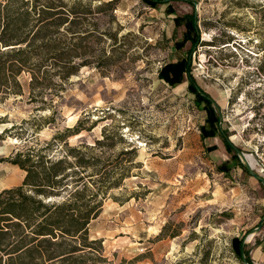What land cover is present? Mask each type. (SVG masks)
<instances>
[{"label":"rangeland","instance_id":"1","mask_svg":"<svg viewBox=\"0 0 264 264\" xmlns=\"http://www.w3.org/2000/svg\"><path fill=\"white\" fill-rule=\"evenodd\" d=\"M165 1L150 8L140 0H89L85 14H65L59 27L63 61L76 72L51 78L31 102L27 72L16 78L18 94L0 93V191L23 178L8 162L15 153L44 147L74 125L83 130L65 144L100 141L90 152L102 171L122 175L86 226L95 243L85 264H243L229 239L264 240V187L238 167L218 123L206 122L186 76L172 85L158 76L188 55L187 42L174 45L186 29L175 18L194 14L200 46L188 55L189 75L218 107L228 141L264 179V0ZM63 143L44 155L59 158Z\"/></svg>","mask_w":264,"mask_h":264},{"label":"trees","instance_id":"2","mask_svg":"<svg viewBox=\"0 0 264 264\" xmlns=\"http://www.w3.org/2000/svg\"><path fill=\"white\" fill-rule=\"evenodd\" d=\"M140 1L150 8L166 2ZM88 8L89 0L85 3L74 0L64 5H56L53 0H0V93L8 90L18 94L16 78L21 72H27L31 102L34 96H40V91L49 88L51 78L64 81L74 74L76 68L66 66L63 61L68 51L64 49L59 27L65 22V14L78 17ZM100 8H95L96 13ZM166 9L169 11L168 6ZM195 20L194 14L175 18L176 22H184L186 29L174 45L181 49L187 42L188 55L192 48L200 46ZM77 45L75 42L70 51ZM188 55L176 63L165 64L158 76L172 85L185 75L195 105L204 104L206 122L218 123L207 97L189 83L193 80L189 75ZM40 103L42 106L37 109L43 110L44 102ZM82 130L79 125L66 128L44 147L17 152L8 160L24 175L19 186L0 191V264H85L89 260L95 241H87L86 226L98 215L106 191L115 188L122 175L110 179L112 171H102L99 159L90 152L100 141H95L93 147L65 144L68 137ZM204 136L200 128V137ZM54 141L64 143L60 157L52 160L44 151ZM223 143L227 151H232L224 140ZM233 158L246 173L235 154ZM59 197L58 202L50 201ZM229 248L239 262L251 264L241 247V239L231 237Z\"/></svg>","mask_w":264,"mask_h":264},{"label":"water","instance_id":"3","mask_svg":"<svg viewBox=\"0 0 264 264\" xmlns=\"http://www.w3.org/2000/svg\"><path fill=\"white\" fill-rule=\"evenodd\" d=\"M189 83L195 88V90L197 92L200 93V91L198 90V88L195 86V84L189 80ZM208 102L211 104V106L214 108V110L216 111L217 114V118H218V133L220 135V137L229 145V147L231 148V150L233 151V153H235V155L237 156L239 162L244 166V169L246 171V173L252 178L254 179L257 183H259L260 185H262L264 187V179L259 177L258 175H256L253 171H252V167H250V165L248 164V162L246 161V157L244 154H242L238 149H236L226 138V136L223 134V132L221 131L220 127H219V121H220V112L218 107L210 100L208 99ZM264 219V215L262 217V220ZM244 241H241V247L243 246ZM243 260V259H242ZM243 264H246L243 260Z\"/></svg>","mask_w":264,"mask_h":264},{"label":"crops","instance_id":"4","mask_svg":"<svg viewBox=\"0 0 264 264\" xmlns=\"http://www.w3.org/2000/svg\"><path fill=\"white\" fill-rule=\"evenodd\" d=\"M249 242V240H246L242 246V249L245 250V245L250 244L251 250L249 252V257L251 260L256 262V264H264V240H262L259 243H255L253 239Z\"/></svg>","mask_w":264,"mask_h":264},{"label":"bare ground","instance_id":"5","mask_svg":"<svg viewBox=\"0 0 264 264\" xmlns=\"http://www.w3.org/2000/svg\"><path fill=\"white\" fill-rule=\"evenodd\" d=\"M245 157H246V161L248 162V164H249L250 167H251L252 164H251L250 159H249L247 156H245ZM252 168H253V167H252ZM251 237H252V235L247 236L246 239H245V241H246V240H250ZM246 242H247V241H246Z\"/></svg>","mask_w":264,"mask_h":264}]
</instances>
